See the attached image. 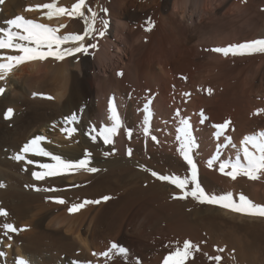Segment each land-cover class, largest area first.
Segmentation results:
<instances>
[{
  "label": "bare ground",
  "instance_id": "1",
  "mask_svg": "<svg viewBox=\"0 0 264 264\" xmlns=\"http://www.w3.org/2000/svg\"><path fill=\"white\" fill-rule=\"evenodd\" d=\"M64 1L66 2V0ZM64 1L62 0V2ZM48 2L50 0H4V3L0 4V27H7L4 22L19 15L51 26L66 25L60 29L59 35L83 33L84 21L82 19L64 15L54 17L49 21L43 16V12L47 11L46 9H35L36 5ZM75 2L76 0H70L64 4L61 3V6L70 8ZM227 2L229 0H88L87 3L90 6L92 4L91 8L97 13V20L94 25L97 32L86 37L84 43L86 45L96 44L97 47L88 48L87 54L77 53L75 56L65 57L64 60L49 57L46 60L25 62L15 67L8 74L6 80L0 81V87L5 89L0 94V184L4 185V187H0V208L8 212L7 217L0 216V253H2L0 264H18L20 260L26 261L27 264H106L105 259L100 260L101 258L98 256V253L106 248V244L99 241L104 238L105 232L109 233V230L106 231L109 229L106 226H109L110 223L109 220L106 223L105 218L107 219V216L115 211L117 204L121 206L120 200L122 199L120 195L121 199L116 202V199L111 198L110 193L114 194L122 187L132 190L133 193H129L131 190H128V195H134L136 192L152 195L153 192L156 195L159 193L164 199L168 198L169 200V193L170 191L173 192L174 189L172 185H169L170 183L165 185L151 175L152 171L157 170L153 168V164L158 162L160 168L171 173V175L184 177L186 162L179 151L181 140L177 139L178 136H181L179 123L181 119H184V116L190 115L196 103H199V107L196 108L201 110L204 118L199 117L200 125L196 130L197 132L201 129L206 130L209 136L214 133V130L208 126L210 123L225 121L224 118L233 114L235 116L239 114L244 118L246 103L244 106L241 105V101L237 103V96L236 94L231 95L230 89L229 95L223 92L221 95L218 93V97H216V94H212L215 92H212L208 93V96L198 97L200 99H197L198 102L196 101V103H194L195 100H191L193 103H186V95L183 96L187 87L192 91L193 96H199L202 92V89L201 92L199 91L201 87L199 84L204 85L205 83L206 85L210 78L213 79L215 72V75L226 72L230 54L227 56L228 58L225 56L226 60H219V57L224 58V55H220L221 53L211 54V62L201 63L197 61V55L199 57L202 54L205 45L192 44L196 39L203 38V34L200 32L194 33L197 27L196 20L201 21L205 15L208 16L212 13L213 8L218 5L224 6ZM245 2L247 3H243V6L236 4V14L232 18H241L243 22L251 23L256 19V16L262 17V23L255 27L256 32H252V36L246 39L264 38V16L257 12L252 13L248 5L249 3L251 5V1L246 0ZM30 8L32 10H28ZM102 8L107 9V12L101 11ZM84 11L86 15H90L87 8ZM149 18L153 22L158 19L160 25L155 27L156 24H154L151 30H146ZM103 20L108 21L106 28L102 23ZM100 30L104 31L102 37L97 34ZM139 38L141 39L139 42L135 41V44H131L133 39L138 40ZM235 40L237 39L233 37L230 39L228 36L214 35L209 36V39L204 41L218 47H227L229 43L237 42ZM68 46L71 45H63V47ZM2 51L5 54H16L10 50ZM120 54L127 56L125 69H114V75L105 72L101 76L96 73L97 65L108 64L106 62L111 61V56L116 58H114L116 63L120 61L123 63ZM255 54H260L264 58V53ZM201 73H205L204 75L208 73V75L201 80V77L204 76L202 74L199 77ZM198 77L202 83L197 82ZM217 81L220 82L221 80ZM217 87L215 85V89L218 91L219 88ZM195 97L197 98V96ZM245 100L247 102V99ZM110 106L115 107L121 121V127L113 137L114 142L106 145L99 136L93 142L89 135L93 127L98 132L101 128L112 124ZM250 106L251 110L255 111L264 109V101L255 99L246 107ZM10 108L13 110V115L5 119V113ZM153 109L160 116L172 119L171 122H178L176 127L168 125V135L175 140L173 142L174 148H177L178 151L166 147V150L157 152L150 145L146 155L143 154L146 159L140 160L141 157L138 159L135 156L127 159V150L131 146L128 148L125 145L129 139L127 135L128 126L136 119L143 118L144 115L151 116ZM177 111H179V116ZM197 112L200 114L199 111ZM73 117H75L74 123L67 124L66 121ZM241 119L239 122L243 121ZM259 124L264 128L263 118L259 119ZM63 127H75L77 131L71 138H66L67 134L60 130ZM241 129H243V125ZM91 134L95 135L96 133ZM37 135H43L47 141H51V143L43 142L42 146L69 159L83 158L85 150L91 152L89 166L99 170L96 173L81 170L58 177H48L42 181L35 180L32 172L41 171V169L37 165H28L24 161H16L12 157L20 151L25 143ZM211 140H205L204 146L206 148L210 146L212 149L213 145L217 144L216 139H213L214 142ZM114 145L120 154L115 151L116 154L113 155L112 151L116 149ZM105 152H110L111 155L105 156ZM143 153L145 152L143 151ZM29 158L40 163H51L50 159L46 157H32L30 155ZM206 175L208 174L206 173ZM261 177L258 181L261 180ZM256 180L254 181L257 183ZM261 181L258 184L254 183V187H251L256 193L254 194L258 203L260 202L258 199H264V186L263 183L260 184ZM217 184L214 183V185ZM75 185H79V187ZM49 187L61 190L56 192L36 190L37 188ZM226 187L228 186L226 185ZM175 190V194H177L178 189ZM235 194L238 195L236 192ZM104 196H109L111 199L104 201L102 199ZM57 197L62 198L65 203H57L54 199ZM85 199L100 200L101 202L88 204L78 211L69 213L68 209L72 204L82 203ZM184 209L186 210V208ZM223 210L198 211L184 221L187 225L173 229L174 233L178 234L176 236L183 235L184 232L185 234H193L198 241L196 242L195 239L192 244L198 245L199 251H202V255L204 254L202 256L199 251L194 250L184 264H212L208 257L217 256L219 253L244 264L250 261V254L252 252L254 254L251 247L264 245V221L258 219L259 216L256 218ZM4 223H12L20 230L5 235L2 227ZM194 225L208 230V232L204 231L206 232L207 245L200 242L203 236L201 237L202 234L199 233L203 230L199 232V227ZM220 229L223 231L220 232ZM170 230H162V233H169ZM127 232L125 229L123 231L119 228L112 233V237L115 238H112V243H119L128 249L126 257L114 252L123 260L124 263L121 262L122 264H137L140 259L144 260L141 264H147L148 256L151 257L152 252L156 253L159 259H163L174 252L177 247H182L185 241L179 237V240L176 238L175 241L168 239L167 242L149 241L143 243L139 241L135 243L127 239ZM191 238L193 237L191 236ZM202 241L204 242V240ZM243 244L246 245L245 248H238ZM214 246L217 248L216 252ZM218 249L224 251L220 252ZM93 253H97V255H93ZM259 261L258 259L257 262ZM119 262L114 264H121ZM231 262L233 261L231 260ZM151 264L153 263L151 262ZM255 264L257 263L255 262Z\"/></svg>",
  "mask_w": 264,
  "mask_h": 264
},
{
  "label": "rangeland",
  "instance_id": "2",
  "mask_svg": "<svg viewBox=\"0 0 264 264\" xmlns=\"http://www.w3.org/2000/svg\"><path fill=\"white\" fill-rule=\"evenodd\" d=\"M67 1L70 2V0H66V2L65 1L62 2V0H60L59 1V3H60L59 5H61V3H63V4L64 3H67ZM86 1L88 2V0H86ZM245 1L246 0H229V2H227L224 6H219L218 5L219 7L216 6L215 7L216 9L213 8L214 10L212 9V11H211L212 13L210 15H208V16L205 15L206 17L204 16L201 19V21L196 20L197 27H196L194 33L195 34H198L200 32L201 34H203V38H201L200 40L196 39V41L192 45H196V44H200L202 46L205 45V48L203 49L202 54H200L199 57L197 55V61H199L201 63L202 62L205 63L207 61H210L211 62L210 55L211 54H217V52L212 51V49L218 48V46L217 45H214L212 43H208V42L206 43L204 41L206 39H209V36H214V35H220V36H223V37L228 36L230 39L233 37V38L237 39V40H235L237 42H235V41H231V42H235L236 44L251 40V39H248L247 40L246 38H248L249 36H252V32L253 33L256 32L255 31V29H256L255 27L257 25L259 26L262 23V17H257L256 16V19H254V21L251 22V23H248V22L245 23V22L242 21L241 18H236V19L232 18V16L236 14L235 12H236L237 5L238 6H243L242 5L243 3H247ZM250 1H251V5H250V3L248 5L250 6V10L252 11V13H254V12L256 13L257 12V13H260V14H262L264 16V0H250ZM87 2H86V4H88ZM229 4H231V5H229ZM88 6L89 7H92V4H91V6H90V4H88ZM217 12H218V14H217ZM263 19H264V17H263ZM159 23L160 22L158 21V19H156L154 21V24H156L155 27L158 26V25H160ZM248 25H249V27H248ZM250 29L251 30L253 29V30L251 31ZM165 34H167V32H165ZM243 38H245V39H243ZM135 39L132 40L131 44H133V43L135 44V41L139 42L141 40L140 38L138 40H135ZM231 44H233V43H231ZM229 45H230V43H229ZM110 53H112V51ZM120 55L122 57L123 63H122V61L116 63V60H115L116 58L111 56V58H112L111 61L110 62H106L108 64L110 63L109 65L108 64H105L104 66L97 65V69H96L97 72L96 73L98 75H101V76H102V74H105V72L111 73V74L114 75V69H117V68L125 69V65L127 64V60H126V57L127 56L124 55V54H120ZM220 55L223 56V54H220ZM228 57L227 58L230 59V60L229 61L227 60L226 72L221 73L220 75H215L216 74V72H215V73H213V75H214L212 77L213 79L210 78L208 80V83L206 85H205V83H204V85L199 84L201 86L200 89H199V91L202 89L201 90L202 92L200 91L201 94H199V96L198 95H194L193 96L192 91L190 89H188L189 87H187V91L184 90L183 96H185L184 93H187V95L185 97L186 98L185 99V102L186 103H188V102L189 103H193L192 101H194V100H195L194 103H196V101L198 102L197 99H200L202 95L203 96H208L209 95L208 93L215 92V93H212V94H216V97H218V93H219V95H221V93L225 92L226 94L228 93V95H229V92L231 91L230 92L231 95L232 94L233 95L236 94L237 99H238V100H236L237 103L239 101H241L240 103H242L241 105H243V106L246 103V105L244 106L245 107V114L246 115H244V118H243L239 114H236V116L233 114V115H231L232 118H231L230 115H229L230 117H226L227 120H226V118H224L225 121H230V124L231 125L229 124L227 130L224 131L223 136L221 135L219 137V139L217 140L216 135H214V133L217 131V129L214 126H216L218 124H222L225 121L222 120V122H217L218 124L215 123V122H212L213 125H212V123H210L208 125L210 129H213L214 130V133L212 134L213 136L212 135L209 136L207 134L206 130H202L201 129V131H198L197 132L196 129L200 125L199 117H202V114L200 112L201 110H197L198 108H196V107H199V103H196L194 105L195 106L194 107V110L190 113V115L192 113L193 114L191 116L190 115L188 116V114H187V116H184V119H188L190 121V123H191L192 133H193V136H194V139H195V146L192 148L191 155H192V157H193V159L196 162L197 167H198V179H199V182H200L201 186L206 190V192L208 190V193L209 192L210 193L213 192L214 194H216V192H218L220 194L222 192L221 194H223V193H227V192H232L234 190V193L235 192L238 193V195L237 194L234 195V193H233V197H236L237 199L236 198L235 199L237 201H238V197L237 196H239V193L243 194L245 192L243 195L247 196L249 199L252 197L251 199L253 200L254 203L260 204V205H264V199H262L263 201L258 199V201H260V202L259 203L257 202V199H255V194L256 193L251 188V187H254V185H253L254 183L255 184H258L262 179H263L262 181H264V175H261L262 177L260 176L261 177V180L260 181H258V179L257 180L255 179L257 181V183H256L254 180L249 179V178H247L246 176H243V175H241V177L238 176L237 179H235V180H232L229 176L219 173L220 172L219 171V163L221 161H225V160H233L234 161L236 159V157L239 156L240 159H241V162L242 163L244 162L243 161V152L241 150V147H242L241 146V141L244 139L245 136H250V135H254V134L260 133V132H264L263 126L261 127L260 124H259V119L263 118V120H264V112H260L259 114H256L257 110L256 111L255 110H251V106L250 107H246L248 103H250L251 101H254L255 99H262V101H264V58H262L260 54L244 55V56H239V55L233 56V55L230 54ZM219 60H226V58H225V56H224V58L219 57ZM202 74L203 73H201V75L199 77H201ZM222 74H223V76H222ZM207 75H208V73H206V75L202 76L201 77V80H203L205 78V76H207ZM218 76H220V77H218ZM199 77H198V79L200 80ZM199 80L197 82H201V80L200 81ZM217 80H219V81L221 80V81L218 82ZM215 85H216V87L219 86V87H217V88H219L218 91H217V89H215ZM226 86H227V88H226ZM212 88H214L215 91ZM209 89H211V92L208 91ZM229 89H230V91H229ZM233 91H235V92H233ZM242 92H244V93H242ZM241 94H242V96H241ZM195 96H197V98ZM254 96H255V99H254ZM198 97H200V98H198ZM241 97H242V99L243 98L244 99L242 100ZM245 99H247V102H246ZM186 100H188V101H186ZM243 101H244V103H243ZM139 110H141V109H139ZM197 111H199L200 114ZM247 114H249V115H247ZM150 115L151 116L144 115V116H142L143 118H140V119L138 118L139 121H138V119H136L133 123H131L130 126H128L127 132L130 130L131 133H133V134L131 135L130 138L128 136V138L130 140L128 139V142L125 145H127L128 148L131 145L130 148H132V150H133L132 153L133 154L131 156H129V155L126 154V157L128 156L127 159H129V157L130 158H132V157L134 158V156L136 158H138V159H140V157H141L140 160H144V158L146 159V156H144V155H146V153H147L148 148H149L150 145L152 146V149L154 151H157V152L166 150L169 147L170 148H173V150L175 149V150L178 151L177 148H174V143L173 142L175 140L171 139L169 137V135H168L169 134L168 133V125L170 124L173 127L174 126L176 127V126H178V124H177L178 122L177 123H176V121L175 122H171L172 119L170 120V119H168V117H162V116H160L159 114H157V112L154 109H153V112H151ZM169 118H171V117H169ZM241 118H243V119H241ZM240 119H241V121L243 120L244 122L243 121L242 122H239ZM241 123H243V124H241ZM179 125H181V124L179 123ZM242 125H243V129H241L242 128ZM145 126H147L149 128V134L147 136L144 134V131H143V129H144ZM179 127H181V126H179ZM240 132H241V134H240ZM153 136H155L157 138V141L158 142L152 140V137ZM213 137H215V138H213ZM225 137H231V143L230 144L226 141ZM237 137H238V139H236ZM210 139H212L211 141H213V139H216V143H217L216 145H213L212 149L210 148V146H209V148H206L204 146L205 140L207 141V140H210ZM239 142H240V144H239ZM228 144H229V146H228ZM218 145L219 146L220 145H226V146L219 148V159L214 162L212 168H209L208 165H207V162L210 159H212L214 156L217 155ZM233 145H235V147H233ZM114 146L116 148V145H114ZM250 146H249V149L252 148V147L250 148ZM117 149L118 148H116L115 150L112 151L113 155L116 154L115 151H118V153L120 152ZM134 151H135L136 154L134 153ZM143 151L145 153H143ZM251 151H254V150L251 149ZM137 152H138V154H137ZM108 153H110V152H108ZM110 155H111V153H110ZM157 164H158V162H155V164H153V168L154 169H157V170H155L156 172H158V173H160L162 175H171V173H168L166 170L160 168V165L159 164L157 165ZM159 168L161 170H163L164 172H162ZM187 169H188V171H187ZM203 169H204V171H203ZM230 170H231L230 168L229 169H226V171H230ZM165 171L167 172V174H166ZM205 171H207V172H205ZM188 172H189V168H188V165L186 163V170L184 172V177L185 176H189L190 172L189 173ZM204 172H205V174H204ZM206 173L208 175H206ZM226 179H228L229 181L226 180ZM223 180H224V182H223ZM157 181L160 182V180H158V179H157ZM262 181H261L260 184L263 183L262 185L264 186V182H262ZM161 182L162 183H165V185L169 184L166 181H161ZM208 182H210L209 185H208ZM211 182H212V185H211ZM214 183L215 184L219 183V184L214 185ZM229 183H230V185H229ZM169 185H172V184H169ZM226 185L228 187H226ZM212 186L213 187H216L217 186L216 187L217 189L216 188H213ZM172 187H173L174 190H173V192L170 191L171 194L169 193V195H170L169 196V200H168V198L167 199H164L162 196H160L159 193H158L159 195L158 194L156 195V193L154 194L153 192H152V195L151 194H148L147 195V194H144V193H142V194L140 193L139 194L138 192H136V193H134V195L131 194L132 195L131 196V195H128V193H127L131 189L129 188L128 189L129 191H128L127 188H122V187H120L119 190L115 191L114 194L113 193H110L111 198L112 199L114 198L113 200L116 199V202L117 201L119 202V200L121 199L120 195L122 196V199L123 200L122 199L120 200L121 201L120 202L121 206H119V204H117V206H115V208L117 207L115 209V211H113L112 214L108 215L107 216V219L105 218L106 223L109 220L108 222L110 223V225L109 226H106V228H109V229L106 230V231L109 230L108 231L109 233L105 232L104 238L101 239V241H99L100 239L98 240L99 242H102V243L104 242V244H106V248L103 249L101 251V253L104 252V251H107L110 248V246L112 244V240L115 239L114 237H112V233H113V231L115 232V230L117 231L119 228H121L123 231L125 229V232H127V230H128L127 234L129 236L126 235L127 239L129 241H132V242H135V243L136 242H139V241L140 242H143V243H148L149 241L150 242H155V241L156 242H159V241L160 242H167L168 239H169V241H172L173 239L175 241L176 238H178L177 240H179V237L180 238L182 237L181 239L182 240H185V241L192 239L190 241L192 243V242H194L195 239H196L195 240L196 242L198 241L197 238H195V236L193 234H191V233H186L185 234V232H184V234H183L184 236L183 235L176 236L178 234H175L174 231H173V229L175 230L177 228H180L182 226L184 227L185 225H187L184 221L187 218L189 219L192 215H194V213H196L198 211L199 212H203V211L204 212H210L212 210H218V211L221 210L222 211L224 209L223 211H227L229 213L233 212V211H230L228 209H225V208H223V207H221V206H219L217 204H208V203H205L204 204V203H200L199 201H197L196 199L192 198L191 196L187 197L184 200L183 199H179V200L178 199H174L173 196L174 195L179 196L181 194V191H179L180 189L177 188L178 189L177 190L178 192H177V194H175L176 193V190H175L176 187L174 185H172ZM225 187H226V189H225ZM190 188H191V185H189V189ZM122 189H123V191H120ZM225 190H226V192H224ZM125 191H126V194L129 197L125 194ZM131 192H132V190L129 193H131ZM218 193H217V195H219ZM253 194H254V196H253ZM114 195H116V196H114ZM133 196H136V197L133 198ZM152 196H153V198H152ZM117 198H119V199H117ZM130 199H131V201H130ZM174 200H175V202H174ZM128 201H130L131 203L128 202ZM166 201H167V203H166ZM172 202L173 203H176V204H173ZM124 203H125V205H124ZM122 205H123V207H122ZM216 206H218V207L216 208ZM184 208H186V210ZM124 210H126V212H124ZM233 213L245 215V214L238 213V212H233ZM245 216H249V215H245ZM252 217H256L257 218L258 216H252ZM258 219H262V221H264V217H260L259 216ZM194 226L197 227V228L199 227V226H196V225H194ZM222 228H224V227H222ZM169 229H171L169 233H166V234L162 233V230L163 231H169ZM199 229H198L199 232L203 230L202 231L203 233L200 232L199 234L200 235L202 234L201 237L203 236V239L202 240H204V242L202 240L201 241L199 240V241L202 242L201 244L207 245V240H205V238H207V237L205 236L206 235L205 233L208 232V230H206L205 228L202 229L201 227H199ZM204 231H206V232H204ZM222 231L223 230L220 229V232H222ZM110 232H111V234H110ZM106 233H107V235H106ZM209 233H210V231H209ZM216 233H218V232H216ZM174 236H176V237H174ZM191 236L193 238H191ZM184 238H186V239H184ZM104 240H106V241H104ZM109 240L111 241V243H110ZM119 245L122 246V247H124V245H121V244H119ZM262 245L263 244L251 247V251H254V254L255 255L252 252L250 254L251 255V259H249L250 261L248 260L249 262H245L244 264H249V263L250 264H252V263L255 264V262L257 264H262V263L264 264V261H263L264 260V245L263 246ZM243 246H244V244L241 245L238 248H245L246 245L244 247ZM214 248H215V252H216L217 251V248L215 246H214ZM199 253H201V255H202V251H199ZM218 255L221 256V257H223L222 259L224 260L223 261L221 259V261L219 262V264H223V263L224 264H233L234 261H235L234 264H236V263L237 264H240L235 259H232L231 257H228V256L226 257V255H221L220 253ZM98 256L97 257L100 260H102L104 258L105 261H106V264H114V263L119 262L120 260H122V259H120V257L118 255L114 254V252H113V254H112L111 258H110V259L113 258L112 260H109L108 258L102 257L101 255H99V253H98ZM202 256H204V254ZM209 257H212V256H209ZM213 257H215V256H213ZM224 258H227L228 260L227 259H224ZM229 258H231V259L229 260ZM258 259L261 262L260 261L257 262ZM116 260H118V261H116ZM163 260H164V258L163 259H159V257L156 255V253H153L152 252L151 253V257L148 256L147 264H151V262L153 264H163V262H162ZM210 260L212 261V264H217V262L215 260H212V259H210ZM231 260L233 262H231ZM143 261L144 260L140 259L139 263L141 264ZM208 261H209V259H208ZM121 262H123V260L120 261L119 263H121Z\"/></svg>",
  "mask_w": 264,
  "mask_h": 264
},
{
  "label": "snow or ice",
  "instance_id": "3",
  "mask_svg": "<svg viewBox=\"0 0 264 264\" xmlns=\"http://www.w3.org/2000/svg\"><path fill=\"white\" fill-rule=\"evenodd\" d=\"M4 0H0V4H3ZM87 8V12L90 15H86L84 9ZM36 10H44L43 16L49 21L54 17H61L67 15L73 18H80L84 21V29L82 34L69 33L66 35H59L60 29L66 27L64 24H60L58 27L51 26L47 23H40L36 20L26 19L23 16H15L12 19L6 20L4 23L7 27H0V81L6 80L9 73L12 70L29 61L46 60L52 57L56 60H64L65 57L75 56L77 53L83 52L88 53V48L97 47L96 44H85L84 40L86 37H90L94 32H97L94 25L97 20V13L93 11L91 7L86 4V0H76L70 8L61 6L58 0H50L48 3H42L35 6ZM28 10H32L31 8ZM103 12H107V9H101ZM104 27L108 25L107 20L102 21ZM148 28L151 30L154 22L147 21ZM99 36L104 35V31L100 30L97 33ZM63 45H71L63 47ZM2 50H10L16 54H5ZM212 51L221 53L224 56L229 54L233 56H244L253 55L255 53H264V38L254 39L245 41L237 44H230L227 47H218L212 49ZM122 75V73H120ZM5 91L4 88L0 87V94ZM211 92V89L208 90ZM187 95V93H185ZM111 111V126H105L98 132L93 127L89 133L93 142L96 141L97 137L103 139L104 144H112L113 137L118 133L121 127L120 117L116 112L114 106H110ZM264 112V109L257 110L256 114ZM13 115V110L10 108L5 113V119L10 118ZM179 116V111H177ZM75 121V117L66 121L67 124H72ZM181 128L179 129L181 136L177 139L181 140L179 151L186 161L190 175L180 177L178 175H162L156 171H152L151 175L160 181H166L176 188L180 189L181 194L179 196L174 195V199H186L191 196L200 203L217 204L225 209L233 212L242 213L249 216H260L264 217V205L256 204L251 201L247 196L240 194L238 201L234 199L232 192L223 194H212L205 191L201 186L198 179V167L194 161L191 152L195 146V139L192 133V126L188 119H181ZM230 121H225L222 124L216 125V137L219 138L223 135L224 131L228 128ZM55 127V125H54ZM61 132L66 133V138H71L72 135L77 131L75 127H63L60 129ZM144 134H149V128L147 126L143 129ZM95 132V135L91 133ZM129 138L132 133L128 131ZM154 141H157L155 136L152 137ZM226 141L230 144L231 137H225ZM47 141V138L43 135H37L27 143H25L19 152H17L12 158L16 161H24L28 165H37L41 171H33L32 176L37 181L45 180L48 177H58L65 175L70 172H79L81 170L89 173H95L99 169L90 167L91 163V152L85 150L83 158L80 159H69L62 155L55 154L42 146L43 142ZM158 142V141H157ZM51 143V141H47ZM249 145H251L254 151H250ZM226 145H220L217 148V155L214 156L207 162L209 168L213 167L216 160L219 159V148L225 147ZM241 150L243 152V163L239 156L233 160H225L219 163V171L221 174L229 176L232 180L237 179L238 176H246L249 179H259L261 175H264V132L258 134L245 136L241 141ZM235 147V145H233ZM132 149L127 150L129 156L132 155ZM110 153L105 152L104 155L108 156ZM32 157H46L49 158L51 163H40L37 160L29 158ZM231 169L226 171V169ZM147 170V169H146ZM189 185L191 188L189 189ZM79 187V185H75ZM0 187H4L0 184ZM37 191L56 192L61 189L55 187L49 188H37ZM57 203H65L62 198H54ZM104 201L110 199L109 196L102 197ZM100 200H87L85 199L82 203H74L69 207V213L80 210L88 204H99ZM0 216L7 217L8 212L0 208ZM5 235L8 233H15L20 229H17L12 223H4L2 225ZM199 251V246L192 244L190 241H184L182 247H177L174 252H171L164 258L163 264H184L185 260L192 255L193 251ZM223 252V249H218ZM113 252L116 254L126 257L128 255V249L120 246L113 242L107 251L99 253V255L105 258H111ZM2 255V253H0ZM97 255V253H93ZM209 259L215 260L217 264L221 261V256L209 257ZM18 264H27L26 261L20 260ZM139 264V262H137Z\"/></svg>",
  "mask_w": 264,
  "mask_h": 264
}]
</instances>
